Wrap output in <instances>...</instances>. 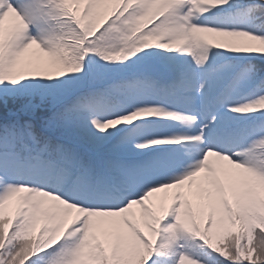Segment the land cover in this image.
Returning <instances> with one entry per match:
<instances>
[{"label": "snow or ice", "instance_id": "obj_1", "mask_svg": "<svg viewBox=\"0 0 264 264\" xmlns=\"http://www.w3.org/2000/svg\"><path fill=\"white\" fill-rule=\"evenodd\" d=\"M0 264H264V0H0Z\"/></svg>", "mask_w": 264, "mask_h": 264}]
</instances>
